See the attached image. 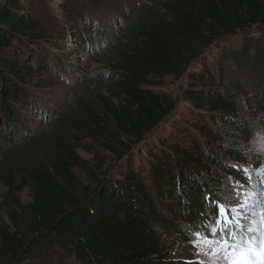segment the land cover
Wrapping results in <instances>:
<instances>
[{
  "label": "trees",
  "instance_id": "trees-1",
  "mask_svg": "<svg viewBox=\"0 0 264 264\" xmlns=\"http://www.w3.org/2000/svg\"><path fill=\"white\" fill-rule=\"evenodd\" d=\"M93 1L67 3L76 18L84 14L90 24ZM45 4L0 0V147L16 144L26 130L25 113L15 108L32 96L24 87H44L46 74L36 75L44 67H31V60L41 63L31 49L44 50L53 28L60 29L43 11ZM124 25L118 41L99 36L96 44L87 43L95 66L117 79L109 85L102 74L96 75L97 88L88 81L70 92L41 131V144L50 148L43 165L30 175L35 194L28 238L2 234L0 264H71L68 259L78 264H178L167 259L174 232L163 233L165 214L175 217L167 221L171 226L187 221V229L200 218L206 194L216 200L229 176L241 178L221 158L240 162L233 143L248 138L252 119L241 106L244 73L257 74L264 87V75L258 73L264 47L258 39L235 37L264 26V0H143ZM80 34L83 45L86 39ZM210 49L213 59L200 61ZM191 62L197 64L187 68ZM48 71L55 72L52 67ZM170 76L183 78L187 110L170 128H160L171 105L143 87L152 78ZM99 85L124 99L118 105L102 99ZM103 117L115 129L110 143L117 146L107 149L120 162L119 169L77 194L73 169L85 164L75 153L77 136L95 132ZM122 136L124 141L118 139ZM138 145L142 151L135 155ZM177 228L172 227L186 234L185 227Z\"/></svg>",
  "mask_w": 264,
  "mask_h": 264
},
{
  "label": "rangeland",
  "instance_id": "rangeland-1",
  "mask_svg": "<svg viewBox=\"0 0 264 264\" xmlns=\"http://www.w3.org/2000/svg\"><path fill=\"white\" fill-rule=\"evenodd\" d=\"M142 1L94 0L90 9L88 6L82 8V12L85 14L89 9V17L92 19L88 24L89 18L84 14L77 16V18L74 16L72 5L68 4L67 0H46V4L42 9L47 13L48 19L54 18L60 29L53 28L55 34L49 44H43L44 50H40L38 47L31 49L34 52L33 56H40L41 63L52 61L53 64L46 67L40 65L41 63L36 60L30 61L33 69L44 67L43 70H38V73H36L38 76H41L42 73L46 74L43 79L44 87L39 90H32L31 87L33 86L24 87L32 96H26L25 102L21 103L19 101L15 108L25 113L26 130L20 131V140L16 144L0 147V163H3L4 166V171L0 170V247L4 244L3 239H1V235L4 233L8 235L20 234L22 240L28 238V229L32 222L29 206L32 205L35 194L33 179L30 175L39 166L43 165L50 148L48 144L46 147L41 144L43 140H41L40 134L43 128L52 123L53 117L64 105L70 92L87 84L88 81L96 83V75L102 74L101 76L106 79L109 85L117 79L95 66L94 52L90 51L88 41L94 45L99 36L105 37L106 40L112 36L113 42L118 41L124 35V23L127 16L141 6ZM99 28L101 29L99 30ZM81 32H83L86 39L83 45L80 41ZM244 39L251 42L258 39L264 47V26L251 27L245 33L235 37L236 41ZM212 56L211 49L207 50L200 61L202 59L210 60ZM196 64L197 62H191L187 68H193ZM51 67L55 72L48 71ZM259 71L261 75H264V55L259 59L258 73ZM244 75L246 76L244 78L245 89L240 96L241 106L249 109L252 113V119L250 120L248 138L234 142L233 147L238 151V157L240 158L238 164L249 169H256L264 164V153L257 154L255 150L258 140L264 137V87L262 88V83L257 82V79H255L258 76L257 74L246 72ZM94 86L97 88L95 84ZM94 86L91 87L93 91L96 89ZM184 86L185 82L182 77L170 76L162 80L152 78L150 83L143 87L151 94L159 95L165 103L171 105V112L163 119L160 128H170L178 114L187 110L186 104L182 101ZM112 88L114 92L117 90L115 87ZM97 93L102 99L113 103V105H118L124 99L123 95L117 97V94H111L101 85H99ZM102 112L106 114L104 110ZM108 122L109 119L103 117V123L97 127L95 132H89V134L84 132L77 136L79 142L75 143V153L78 159L85 163L83 168L73 169L76 179L73 184L77 194H82L84 188H93L97 178H112L113 175L117 174L120 162L107 149L109 145L114 149L115 145L117 146V143L115 145L110 143L111 131L115 129L111 124H104ZM28 131H30L29 135ZM31 139H35V142L32 143ZM118 139L124 141L125 138L122 136ZM111 142L113 141L111 140ZM137 147L132 153L137 152L135 155H140L142 146L138 145ZM221 159L222 162L231 167L237 164L225 157ZM240 176V179H233L245 183L242 173H240ZM230 178L232 177L229 176L227 180V188L216 195L217 199L229 194L232 187ZM253 180H257L254 172ZM202 206V213H206L211 207L207 206L206 208V203ZM202 213H200L198 220L192 222L191 226L188 225L187 229V221L185 222L183 219L180 222H175L176 226H171L167 221L173 220L175 217L172 219L170 213L165 214L167 221H165L166 224L163 225L162 231L165 234L174 232L172 242L167 248L168 261L177 262L178 264H197L198 261L203 260L205 264H209L208 257L197 256L195 249L188 242L192 230L198 229L204 219ZM181 226L185 227L186 234L180 233V230L174 231L172 229V227H178L177 229H179ZM66 261L67 263L78 264L71 259Z\"/></svg>",
  "mask_w": 264,
  "mask_h": 264
},
{
  "label": "snow or ice",
  "instance_id": "snow-or-ice-1",
  "mask_svg": "<svg viewBox=\"0 0 264 264\" xmlns=\"http://www.w3.org/2000/svg\"><path fill=\"white\" fill-rule=\"evenodd\" d=\"M255 150L264 153V137ZM232 168L243 174L245 183L230 178L228 195L216 200L205 195L211 207L202 213L204 219L188 242L197 256L208 257L209 264H264V164L249 169L237 163Z\"/></svg>",
  "mask_w": 264,
  "mask_h": 264
}]
</instances>
